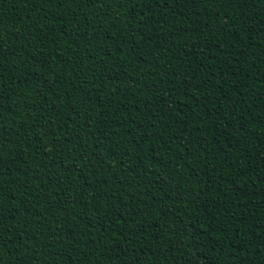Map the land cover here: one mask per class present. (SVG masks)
I'll use <instances>...</instances> for the list:
<instances>
[{
  "label": "trees",
  "instance_id": "obj_1",
  "mask_svg": "<svg viewBox=\"0 0 264 264\" xmlns=\"http://www.w3.org/2000/svg\"><path fill=\"white\" fill-rule=\"evenodd\" d=\"M0 264H264V0H0Z\"/></svg>",
  "mask_w": 264,
  "mask_h": 264
}]
</instances>
